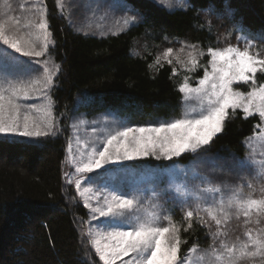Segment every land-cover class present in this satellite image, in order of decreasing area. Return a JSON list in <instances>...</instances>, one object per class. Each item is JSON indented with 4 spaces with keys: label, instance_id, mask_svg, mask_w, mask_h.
<instances>
[{
    "label": "trees",
    "instance_id": "1",
    "mask_svg": "<svg viewBox=\"0 0 264 264\" xmlns=\"http://www.w3.org/2000/svg\"><path fill=\"white\" fill-rule=\"evenodd\" d=\"M107 1L102 0V4ZM113 1L135 16L136 22L120 33L100 36L73 30L55 0H44L45 19L54 41L48 54L57 66L51 89L53 115L60 119L62 131L46 137H0V264H102L90 240L84 237L87 208L73 184L65 179L69 115L76 112L87 118L114 117L125 126H150L180 118L184 106L178 86L185 76L176 62L168 63L160 56L169 48L175 52L194 49L200 56V66L189 77L194 85L204 75L209 47L245 46L237 39L241 35L238 26L264 58V0H174L172 10L151 0ZM224 14L230 17H222ZM257 81L264 82V73H257ZM249 87L250 83L238 86L243 91ZM260 123L257 116L245 119L239 110L230 112L210 151L203 153L214 158V164H200V174L223 191L241 189L253 199L264 198V177L256 168L254 172L252 167L241 168L234 163V159L249 154L247 138ZM190 159L184 156L179 164ZM228 161L233 167L225 171L221 163ZM169 164L145 159L128 166L141 173L137 177L140 180L142 174H158L157 191L171 186L175 194L184 176L170 181L167 169L158 167ZM188 180L189 176L190 187L195 180ZM158 204L165 213L172 209L171 219L180 227L181 240L186 241L181 244V257L194 244L198 250L209 249L217 225L204 210H199L192 227L185 231L188 222L183 217L197 207L184 206L180 196L173 202L171 194L162 196ZM163 223L166 226L167 221ZM219 227L226 235L216 238L217 249L221 239L229 244L237 239L244 241L248 230L255 236L264 229V216L240 214ZM254 257L250 264H264V256Z\"/></svg>",
    "mask_w": 264,
    "mask_h": 264
},
{
    "label": "snow or ice",
    "instance_id": "2",
    "mask_svg": "<svg viewBox=\"0 0 264 264\" xmlns=\"http://www.w3.org/2000/svg\"><path fill=\"white\" fill-rule=\"evenodd\" d=\"M159 2L172 10L171 0ZM0 11L7 17L0 21V41L7 46L0 49V133L21 137L56 135L53 102L44 92L52 87L56 73L48 67V60L33 59L45 56L48 46L54 43L47 30L46 14L41 10L39 22L28 26L35 28V31L20 35V21L8 15L12 11L9 0H0ZM135 19V16L123 18V26L127 28L133 25ZM6 24L11 25L7 31ZM12 28L16 32L10 35ZM238 31L241 35L237 39L245 43L243 50L231 45L223 49L209 47L208 64L196 86H192L187 76L179 84L178 91L186 105L180 118L161 122L158 126H124L117 125L115 121L114 126H109L103 120L94 121L99 127H93L90 139L76 140V153L72 151L70 138L66 162L74 167L75 172L66 173L65 179L68 184L74 183L84 207L89 209L91 220L98 221L97 230L93 232L90 228L87 235L92 237L91 245L104 264H114L118 259L121 264H194L189 257L198 250L194 244L188 249V254L181 257V244L186 241L181 240L180 227L171 219L172 209L165 213L163 206L154 202L170 194L175 202L178 196H186L187 192L182 191L179 185L175 187V194H172L171 186L157 191L155 179L158 174H142L144 179L140 180L137 177L141 173L134 172L124 164L125 161L148 157L170 161L169 165L158 166L167 169L170 181H179L182 169L184 180L181 183L185 189L191 174L192 180H200L201 184L206 185L198 189L201 195L215 194L221 193L222 188L202 176L198 168L200 164L214 162V158L205 157L203 153L210 151L214 138L223 131L229 109L233 114L236 109H242L245 119L254 113L259 115L261 123L256 126L259 132L254 131L253 136L247 139H257L264 145V82L257 81V73H264V59L258 58V53L250 52L255 43L244 35L242 26H238ZM172 51L169 48L164 52L168 63H171L168 57ZM13 52L20 55H13ZM189 55V70L195 71L200 66L198 58L193 53ZM21 57L30 58V63L41 64L42 76H33V72L38 70L28 66V62ZM159 62L157 58L156 63ZM238 82H251L249 90L242 92L234 88L233 85ZM34 94H45L46 104L43 107L20 103ZM184 156L192 159L181 165L179 161ZM234 163L241 168L252 167L254 172V166L259 163L264 173V160L257 162L247 154L234 159ZM106 180L111 182L107 183ZM146 183H151L152 187L144 186ZM149 192L151 196L147 195ZM183 203H187V200ZM232 208H235L237 216L243 214L250 217L253 213L258 217L264 216V198L253 199L251 194L235 195L227 200L220 198L204 207L208 217L217 225V231L212 234L213 244L203 253L213 257L212 264H238L244 257L264 256V229H259L255 236L248 230L247 240L244 241L237 239L229 244L221 239L220 249H217L216 238L226 235L219 226L228 220V209ZM199 210L200 204L197 203L195 212L190 209L185 213L183 219L188 222L185 231L192 227L193 218L198 217ZM163 221H167L166 226Z\"/></svg>",
    "mask_w": 264,
    "mask_h": 264
},
{
    "label": "rangeland",
    "instance_id": "3",
    "mask_svg": "<svg viewBox=\"0 0 264 264\" xmlns=\"http://www.w3.org/2000/svg\"><path fill=\"white\" fill-rule=\"evenodd\" d=\"M108 1H110V0H108ZM108 1H107V3L102 4L103 3L102 0H55L57 9L60 11L61 14H64L66 16L68 23L73 30H75L77 32L84 33V34H95V35H100V36H106V35L113 34V33L117 34V33L124 31L126 28L123 26V18H125L127 16H131L125 10H122V7H120L115 1H113V0H111L110 2H108ZM116 1H118V0H116ZM119 1H122V0H119ZM151 1H155V2L157 1L158 4H161L159 2V0H151ZM9 3L12 6V11L9 12L8 15L14 16L20 21L21 31L19 34L23 35L25 32L30 31V30L35 31V28H30L28 26L34 25L35 23L39 22V20L41 18V10H43L45 13L44 0H9ZM171 4L175 5V1L171 0ZM222 17H228L229 18L230 16H228V14H224V16H222ZM6 19H7V17L3 15L2 11H0V21L6 20ZM135 22H136V19H135ZM10 27H11V25L6 24V31ZM15 32H16V29L12 28V31L9 32V34L11 35ZM50 45L48 46V49H47L45 56L40 57V58H33V59H40L41 61L48 60L49 61L48 67L50 68L51 71L55 72L57 75V66L54 64L52 58L48 54V50H49ZM233 45L234 44H231V46H233ZM228 46H230V45H228ZM6 47L7 46L3 45L2 41H0V49L6 48ZM236 47H238V46H236ZM244 47H239V48H241L243 50ZM223 48H225V47H223ZM223 48H220V49H223ZM8 51L12 52L11 49H8ZM250 52L252 54L258 53L259 54L258 58L262 59L261 58L262 54L257 49L252 48V49H250ZM189 53H193L198 59L200 58L199 54L196 51H194V49L177 50L176 52L172 51L168 57V59L171 60V62H173V63L176 62L175 66L178 69H181V71H182L181 73H183L184 76L185 77L187 76L188 78L190 77V73L192 72L189 70L191 68V65L189 63L191 57H190ZM13 55L19 56L20 54L13 52ZM21 59L25 62H28V66H30L32 69L38 70V72H33V74H32L33 76H36V75L42 76L43 66L41 64L30 63V58H28V57H21ZM160 59H162L164 61H168L164 58V54H162L160 56ZM208 70L211 71L210 68ZM56 75L54 76V78L56 77ZM190 79L191 78H189V80ZM196 83H197V81H196ZM196 83L192 86H196ZM249 83H251V82H249ZM240 85H246V84L243 82H238V83H235L233 86H234V88H236L239 91L247 92V91H243V88H238V86H240ZM51 89H52V87L48 90H44L46 95L50 98H51ZM20 103L25 104V105L35 104L39 107H43L46 104L45 94H34L31 96L30 99L21 100ZM192 103H195V102H192ZM183 106H184V110H183V113H184V111L186 109V105H185L184 100H183ZM237 110H239L243 113L242 109H236L235 111H237ZM228 111H229V113L233 112L231 109H229ZM33 115H38V114L33 113ZM251 116H257L260 119L259 115L256 113H254ZM69 117H70V123L68 126V134H69L68 146H69V141L71 138L73 153L77 152L76 140L78 138L80 140L90 139L92 136L93 127H99V124L93 123L94 121L103 120L109 126H114L113 121H115L117 125H124L121 121L115 119L114 117L103 116V117L87 118L85 116L77 114L76 112H73L71 115H69ZM55 120H56V134H59L62 131V127L60 125H58V122L60 121V119L55 118ZM81 120L84 121L83 124L80 123ZM161 122H163V121H161ZM161 122H159V123L156 122L157 124L151 125V126H158ZM254 131H256L258 133L259 129L257 127H255ZM252 136H253V134H252ZM0 137H6L9 139L34 138V137H21V136L16 135V134H3V133H0ZM246 147H247V149H249L248 155L252 156L257 162L264 160V145H262L261 141H259L257 139L248 140ZM145 159L155 160L151 157L144 158L142 160H145ZM139 161H141V160L125 161L124 164L128 165V164L139 162ZM212 164H214V163H212ZM218 164H220L219 161H218ZM232 167H233V165H232L231 161H228V163H221V168L225 171L231 170ZM254 167L256 168L257 172L264 177V173L261 172L260 164L257 163ZM235 168H237V166ZM74 172H75L74 167L67 163V173H74ZM181 174L183 175L182 169L180 170V175ZM73 179H74V177H73ZM143 179L144 178H142L141 180H143ZM190 179H191V174H189V180ZM105 182L110 183L111 181L106 180ZM73 186L75 187L74 183H73ZM84 186H88V185H84ZM144 186L150 188V187H152V184L146 183ZM179 186L181 187L182 191L187 192L186 196H180L182 199V203H183V201L187 200V203H183V205L187 207V206H189V204H191V205H193V207H197V203H199L200 204V210H204V207L207 204L212 203L214 201H217L220 198L227 200L230 196H235V195L246 196V193L243 192L241 189H232L229 191H228V189H227V191H223V189H222L221 193H215V194L214 193H203V195H201V192L198 191V189H202L206 185L201 184V182L198 180H195L194 183L192 185H190V187L187 185L186 189L184 188L182 183H180ZM216 186H218V185H216ZM147 195L151 196L152 193L149 192ZM78 198L80 199V201L84 205L83 199L79 195H78ZM145 199H147V196L145 197ZM154 202L158 203V200H156ZM92 203L95 206L94 200L92 201ZM193 209H195V208H193ZM87 211H88V221L85 225L84 237L89 239L91 242L92 237L88 236L87 233L89 232L90 228L92 229L93 232H95L97 230L96 225H97L98 221L91 220L88 208H87ZM228 212H229V218L228 219L233 218V217H237V215L235 214V208L228 209ZM204 213L207 215L206 211H204ZM103 219L104 218H100V220H103ZM94 251H95V249H94ZM203 253H204L203 250H197V252L191 254L189 259L192 260L194 262V264L197 261H198V264H212L213 257L203 255ZM253 258H255V257L254 256L244 257L240 261H238L239 262L238 264H240V263L241 264H250V262ZM122 259H128V257H123ZM100 262L102 264H104L103 261L100 260ZM114 264H121V260L120 259L116 260L114 262Z\"/></svg>",
    "mask_w": 264,
    "mask_h": 264
}]
</instances>
